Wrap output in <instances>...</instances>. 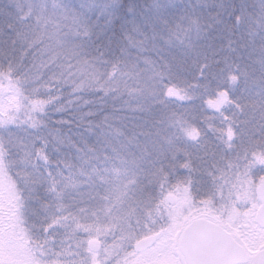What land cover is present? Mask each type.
Instances as JSON below:
<instances>
[{"label":"snow or ice","instance_id":"obj_1","mask_svg":"<svg viewBox=\"0 0 264 264\" xmlns=\"http://www.w3.org/2000/svg\"><path fill=\"white\" fill-rule=\"evenodd\" d=\"M0 264H264V0H0Z\"/></svg>","mask_w":264,"mask_h":264}]
</instances>
